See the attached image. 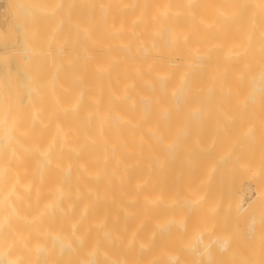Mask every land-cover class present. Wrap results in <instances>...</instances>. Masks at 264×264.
Segmentation results:
<instances>
[{
    "label": "bare ground",
    "instance_id": "1",
    "mask_svg": "<svg viewBox=\"0 0 264 264\" xmlns=\"http://www.w3.org/2000/svg\"><path fill=\"white\" fill-rule=\"evenodd\" d=\"M6 2L0 264L44 253L31 211L78 216L51 240L64 264H196L181 245L242 232L264 245V0ZM104 224L153 233L105 250L82 233Z\"/></svg>",
    "mask_w": 264,
    "mask_h": 264
},
{
    "label": "rangeland",
    "instance_id": "2",
    "mask_svg": "<svg viewBox=\"0 0 264 264\" xmlns=\"http://www.w3.org/2000/svg\"><path fill=\"white\" fill-rule=\"evenodd\" d=\"M5 2H6V0H0V13H1L0 14V17H1L0 18V28L1 29H4L6 27V25H5V24H7L6 22H10V12L7 9V2L6 3ZM4 11H6V13ZM2 14H3V16H2ZM65 215L66 214H63V213L57 212V211H55V212L50 211L49 213H39L37 211H31V212L27 213V216H25V219L32 221L31 223L35 227L37 226V223H38L37 227H39V225H40L43 228L42 229L43 232H41V235L47 234V235H45V237L44 236L43 237L49 243L48 244L46 242V240L43 238L45 240L46 245L43 242L44 245L42 244L43 247L41 246L43 249H41L42 251H40V252L41 253L44 252L45 254L43 253L41 256H38V258L35 257L37 260H35V262H33L32 264H34V263L35 264H64L65 259L69 258L68 255H63L64 252L62 251L63 250L62 247L60 248L57 246V245L60 246L59 242H57L59 244L56 243L57 245L55 248V243L53 244L51 241L52 238L55 240V237L57 239L56 241L61 240V238H58V237H63V233H66V231H67L65 229L68 228L69 226H72V225H70L69 221H72L73 219L75 220L76 218H78L77 215H76L77 217L75 215H72V216L71 215L65 216ZM105 217H108V216H105ZM105 217H102V218L107 220V218H105ZM108 218H111V217H108ZM63 220L64 221L67 220L68 223L67 222L64 223ZM40 223H42V224H40ZM63 224L65 227L63 226ZM23 225H25L24 227L28 226V224H23ZM104 225L105 226L102 225L99 230H98V228H94V229L88 228V230L84 229V230H82V233H85L86 235H88V239H90V241H93L94 238H101L104 241L103 244L105 245L106 243L110 244L112 242L111 240L114 239L113 241L117 240L119 243L122 241L121 246L126 241H129V240H134V239L136 240L137 239L136 241H138V242L144 241L145 238L147 237V235H151L153 233L151 231H144V230L141 231L140 229H137V230H139V231H137L135 228H133V229L132 228H124V227H121L119 225L115 226L116 224L113 226L112 225L109 226V228H107L106 224H104ZM34 226H32V227H34ZM14 231H15V201L12 199H0V237H1L0 243H3V241L7 238L9 239V238L13 237L12 233H14ZM34 232H35L34 233V240H36L34 242H37V236H39V233L36 234L37 231H34ZM90 233L92 234V236ZM166 233L167 232H165V234ZM162 235H164V233H162ZM244 235L245 234L243 232L237 234V236H240V239L232 241L230 243H227L223 246L217 242H212V243H207V244L199 242V243H197V245L192 246L191 248L186 247V244L181 245L184 248L180 249V251H181L183 256H187V257L191 258L196 264H242L241 262H244L246 259L248 261H245V262H249V263L251 262V264H254V263L255 264H264V245H261L258 242H255L253 240V238H251V237L244 238ZM46 237H48L49 239H47ZM75 237H76V235H75ZM112 237H113V239H112ZM13 238L15 239V234H14ZM139 238H140V240H139ZM48 240H50V241H48ZM94 240H97V239H94ZM146 240H147V238H146ZM114 243L115 242H113V246H114ZM109 244H106L105 248L103 247V249L106 250L107 247H109V249H110L112 244H110L111 246ZM52 245H54V247ZM51 247H53V248H51ZM116 248L112 247L111 250H109V251L107 250V251L110 253L112 252L111 254L113 256H118V254L120 255L121 252L119 253V251H120V250H118L119 248H117V249ZM178 248H172V246H170V245H168V246L162 245L160 250L162 249L161 251H162L163 257H166V256L170 255V252H172L174 249H178ZM47 250H49V251H47ZM80 250H83V249H80ZM163 257H161L160 260H162ZM102 260H104V258ZM106 260L107 259L104 260L103 264H105V263L106 264H112L113 263V262L109 263ZM37 261H39V262H37ZM161 262H164V261L162 260Z\"/></svg>",
    "mask_w": 264,
    "mask_h": 264
}]
</instances>
